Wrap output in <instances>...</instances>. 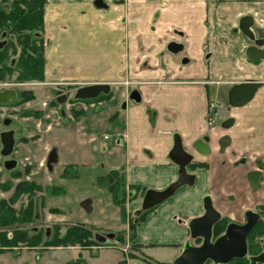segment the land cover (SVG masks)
Instances as JSON below:
<instances>
[{"label": "crops", "instance_id": "0c3cea01", "mask_svg": "<svg viewBox=\"0 0 264 264\" xmlns=\"http://www.w3.org/2000/svg\"><path fill=\"white\" fill-rule=\"evenodd\" d=\"M246 16L253 19L250 29L256 39L264 40V0H46L43 79L33 87L26 107L36 102L35 107L46 110L50 90H56L57 98L64 83L77 89L110 86L108 97L76 103L81 106L77 119L83 116L92 126L113 129V139L104 136L112 142L103 149L112 156L111 173L117 171L112 177L121 184L117 196L124 197L115 202L138 210L147 189L161 191L178 179V168L169 158L176 133L194 155L196 165L188 168L196 177L194 189H182L164 208L169 217L164 216L163 227L175 228L178 239L156 243L187 240V225L202 215L205 195L224 214L241 211L251 194L245 174L257 169L256 161L264 162V61L252 62L246 56L251 42L240 29ZM82 36L84 43L79 45ZM172 43L180 49L171 51ZM246 81L263 86L250 103L231 109L235 123L225 133L233 143L230 140L220 150L216 143L210 152L205 147L199 150L196 144L205 145V136L213 134L217 140L224 133L214 126L217 121H209L208 102L224 101L222 95L225 98L230 86ZM38 89L46 90L44 102L37 101ZM86 108L91 109L89 113ZM50 110L46 134L75 118L73 109L68 114H60V108ZM242 156L249 158L248 166L235 167V160ZM256 196L264 203V190ZM155 213L145 219L147 225L156 226ZM93 227L111 232L120 228Z\"/></svg>", "mask_w": 264, "mask_h": 264}, {"label": "rangeland", "instance_id": "374dc122", "mask_svg": "<svg viewBox=\"0 0 264 264\" xmlns=\"http://www.w3.org/2000/svg\"><path fill=\"white\" fill-rule=\"evenodd\" d=\"M12 1L15 0H0V5L4 7L6 6L5 3L10 4ZM8 37L10 40V36ZM40 37L43 40L44 49L46 39L43 33L40 34ZM11 38L13 40H10L9 45L6 47V60L8 61L18 57L21 51V47L16 43L14 37L11 36ZM84 38V36L79 38V42H81L79 45L84 43ZM11 42L16 45L14 50L11 47ZM79 53L81 51L75 53L76 58L79 57ZM17 75L16 72L6 73L3 88H6L8 81L15 79ZM39 82H25V85L21 87L25 89H22L26 93L24 97L27 95L29 97L30 93L33 94V87L38 85ZM77 87V85L62 84L60 87L63 90L62 93L67 96V101L63 104L56 101L54 94L56 90L51 89L52 98L45 100L47 104L52 102L50 111L57 112L59 108H62L67 114L71 109H73L71 111L72 115L73 112L74 114L80 113L81 108L79 107L81 106L76 103L74 98ZM35 91L37 92V101H43V93L46 90L39 91L38 89ZM28 97L26 100L32 98L31 96ZM223 99L224 96L222 95ZM13 102L16 104L15 101ZM36 104L35 102L31 105ZM72 104L74 105L70 106ZM1 106L0 114L3 113L5 117L8 114L10 115V112H6V108L4 110ZM25 109L27 110V108ZM86 109L88 110L87 113L91 110ZM97 111L99 110L94 113ZM32 114L37 115L38 111ZM0 117L3 118L2 115ZM15 124H17L18 131L22 130V134L16 135L14 149L9 154L16 162V169L11 171L4 169L1 164L4 158L0 157V201H10L18 193V186L25 182H33L42 187L34 194L33 199L38 204V217L40 219L27 224V229L30 230L29 235H32L31 229L37 227L45 232L48 227L59 226L62 234H64V227L86 224L104 229H116L120 226L119 230H114L116 234L131 235L133 240L142 241L143 243L148 240L169 242L178 239L175 228L173 230L163 227V219H165L164 216L167 219L169 217V212L164 210L166 204L169 203L168 200L172 199L171 201L174 202L175 197L180 192L156 206L151 212H157L153 215L158 219L156 226L147 225L146 220L143 223L140 222V218L145 217V214L136 216V212L141 209L142 202L138 210L133 208L127 210L125 206L115 202L109 187V181L113 178L111 175L112 156L108 154V149L106 151L103 149L112 142V140L109 142L103 138L107 135L113 139V129L108 128L107 125L92 126L90 119L85 120L83 116L79 119L75 116L73 121L63 122L62 126H55L53 133L48 134L44 132L46 127L41 128L39 132L28 121L17 119ZM35 134L38 135L33 136ZM52 150L56 151L57 159L49 166L47 161ZM120 187L121 184L119 183L118 189ZM54 189L56 192L52 193ZM19 193L17 200L14 202V207L18 210L28 204L30 200L27 194ZM118 195L122 201L124 197H121L119 193ZM125 198L128 199V196ZM87 199L91 202L90 211H87L81 205L82 201ZM173 207L178 209L175 205ZM171 231L173 236H166V233H171ZM42 236L44 235L42 234ZM43 239H45V236ZM85 249L86 247L79 245L47 247V249L15 247L0 252V264H151V261L157 259L167 261L179 252L178 246L173 248L150 246L146 249L143 248V251L133 249V254L125 257L119 250L112 247H101L98 251Z\"/></svg>", "mask_w": 264, "mask_h": 264}, {"label": "flooded vegetation", "instance_id": "af4514ba", "mask_svg": "<svg viewBox=\"0 0 264 264\" xmlns=\"http://www.w3.org/2000/svg\"><path fill=\"white\" fill-rule=\"evenodd\" d=\"M5 4L6 6L4 7L9 8L11 4L13 5V1L10 4L9 3H5ZM258 39H263V38L259 36ZM9 41L10 40L7 35V32L0 31V45L2 44V47L0 46V48L5 49L9 45ZM251 44L252 43H250V45ZM16 65H17V57L13 58L10 61L0 59V70L1 69L3 70L6 66L14 68L16 67ZM4 81H5V75L3 73V75H0V93L6 90H13L16 94V98L14 100L8 101L5 104L0 103V105H2L1 107L4 108V110L6 108V112H10V115L8 114V116L6 117L4 116L3 113L0 114L3 116V118L0 117V157L2 158H4L5 152L7 151V149L4 148L3 143L5 142V139L10 138V137L6 138L5 134L11 133L12 135L11 137H13L16 140L17 139L16 135H18L20 132L18 131V127H16L17 124H15V120L18 119L19 121L21 120L28 121L30 122L31 125H33L34 129H38L40 132L41 128L46 127V125L48 124L47 118L49 116H47V111L51 109L50 106L52 104V102L47 104L46 110L37 108L35 107V105L33 107H26V103L29 101V100H26L28 95L24 97L26 93L23 92L22 89L20 90L24 82H20L18 80V77H16L15 79H10L7 83V87L3 88ZM232 86L228 88L227 95L225 96L224 101L218 102L216 100H210L208 102L207 114H208L209 121L210 122L212 121V123H215L217 121L218 123H215L214 126L217 124L216 126H217L218 131L220 129L221 131L224 132L222 135L217 134L218 135L217 140L216 138L212 136L213 134L205 136V139H208L207 142L209 144L210 151H212L211 145L213 143L220 145L219 150L220 148L222 149V145L224 147L226 144H230V140L233 143V139H231L232 137H230V135L225 133L226 131H229L230 129H232L235 123V118L231 115V109L233 107L229 104V101H228V93ZM30 96H33V94L30 93ZM55 99L57 101V98ZM13 101H15L16 104H14ZM25 108H27V110ZM35 111H38L37 115L32 114ZM26 113H29V114H26ZM62 113H63L62 108H60V114ZM36 135L38 134H35L33 136H36ZM9 151H12V147H9ZM231 154L236 155V152L233 151ZM12 160H13L12 158L8 160L4 158L1 161L2 167L6 169V166L10 164L8 162L9 161L11 162ZM194 162L195 161L193 159L191 163L188 165V168L192 165H196L194 164ZM249 162L250 161L248 157L242 156L235 160L234 166L237 168H244L245 166L246 167L248 166ZM255 163H256L257 169H250L245 174V178L249 184V189H250L251 194L250 196L245 197V203L242 206L241 211L224 214L215 208L212 197L210 195H205L202 201V207H203L202 215L194 217L189 221L190 223L193 219L204 216L205 214L204 200L207 197H210L213 208L216 210L217 213L220 214V221L217 224H215L212 228V236L210 239L211 242L214 243L220 237L225 236L228 225L232 223L238 224L240 227H243L250 222H254L255 224L253 228L247 234L246 239H245L246 250L243 256L241 257L233 256L227 262H222L219 260L216 261L211 258H207L202 264H264V203H260L259 198L256 196V194L259 191L263 192L264 190V177L262 174V171L264 170V162L259 163L258 161H256ZM254 173H258V180L256 183V187H255V184L254 186L252 185L251 180L249 178L251 175V179H253ZM193 187H191V189H194ZM185 188H190V187L185 186L181 188L175 194L179 193L182 189H185ZM234 199L236 198L231 197L230 200H234ZM171 200L169 199L168 201H171ZM154 209L155 208L151 210L149 209V210L143 211L140 215L145 214V218H147ZM140 215H136V216H140ZM39 219L40 218H38L37 220ZM177 219H178V222L182 221L180 217ZM189 223L187 225L188 226L187 240H185L182 244L177 243V242L175 243H156V242L143 243L142 241L133 240L131 235L126 236V235L115 234L114 232H111V231L95 230L94 232L95 234L93 235V241L95 244L92 246L86 247L85 250L98 251L101 247H112V248L119 250L125 257H127L128 255L133 254V249L143 251V248L146 249L150 246H166V247H172V248L178 246L179 252L176 253L171 259L167 261L159 260V259H157L156 261H151V264H175L178 258L182 255L186 245L190 247H193V246L200 247L204 244V239L202 237L200 236L192 237V234L189 228ZM68 227L69 226L64 227L65 230ZM50 230H51V227H48L46 229L45 233L47 236H50V233H51ZM111 234H114V235L110 237L109 235ZM238 239L240 241V236H238ZM225 241L229 244L228 246H226V248H229L231 246V241L229 237H227ZM39 248H44V247L42 246ZM44 249H47V247H45ZM228 255H229L228 253L218 254L217 257L218 258H228Z\"/></svg>", "mask_w": 264, "mask_h": 264}, {"label": "water", "instance_id": "95a60500", "mask_svg": "<svg viewBox=\"0 0 264 264\" xmlns=\"http://www.w3.org/2000/svg\"><path fill=\"white\" fill-rule=\"evenodd\" d=\"M97 6H101L96 3ZM254 25L252 17L246 16L243 17L240 22V29L246 35L251 45L248 46L246 50V56L252 62H260L264 61V40L256 39L255 34L250 29ZM2 47V44L0 45ZM180 45L176 43H172L170 45V50L176 52L180 49ZM263 86V83L258 81H246L243 83L235 84L231 87L228 93V101L232 107H242L250 103L258 90ZM110 91V86L108 84H92L85 85L77 89L75 93V100L79 101H87V100H95L100 97L101 94H108ZM134 97V96H133ZM16 98V94L13 90H6L0 93V103H7L8 101L14 100ZM135 98V97H134ZM67 96L62 92H57V102L59 104L66 103ZM64 112V110L62 111ZM232 123V122H231ZM11 133L5 134V137L9 139H5V145L7 151L5 155H9L11 151H9V147H12L14 143L13 137H11ZM208 139H206L207 141ZM208 143V142H207ZM205 143L197 145V148L200 150L203 147L206 148L207 152H210L209 145ZM222 143V142H221ZM195 145V147H196ZM222 148L223 145H222ZM206 152V151H205ZM170 160L176 164L178 168V179L167 186L164 190L156 191V190H147L144 194L142 201V208L136 212V215H140L143 211L151 210L158 206L159 204L165 202L169 198H171L176 192H178L181 188L185 186L192 187L195 184L196 177L190 173H188V165L194 159V155L188 152L185 149L182 137L176 133L174 135V145L169 155ZM57 159V154L55 150H52L48 157V164L51 166L53 162ZM10 163L6 166L7 170L14 169L16 167L15 161H9ZM112 176H117V171H113ZM250 180L252 185L256 187V183L258 180V173H254L253 179ZM90 200L82 201L81 205L87 211L91 210ZM204 210L205 214L202 217H198L193 219L189 223V228L192 234V237L200 236L204 239V244L200 247H190L185 246V249L182 255L178 258L175 264H202L207 258H211L213 260H219L222 262H227L233 256L241 257L243 256L246 250L245 239L247 234L254 226V222H250L243 227H240L238 224L232 223L228 225L225 236L220 237L214 243L211 242L212 236V228L215 224L220 221V214L216 212L213 208L210 197H207L204 200ZM114 235H109L110 237ZM240 236V241L238 239ZM229 237L231 241V246L226 248L229 244L225 241L226 238ZM234 239V240H233ZM228 253V258H218V254ZM218 261V262H219Z\"/></svg>", "mask_w": 264, "mask_h": 264}, {"label": "trees", "instance_id": "16d2710c", "mask_svg": "<svg viewBox=\"0 0 264 264\" xmlns=\"http://www.w3.org/2000/svg\"><path fill=\"white\" fill-rule=\"evenodd\" d=\"M46 0H15L9 8L0 5V31L7 32L10 40L14 37L16 43L21 47L17 57V65L14 68L5 67L1 69L0 75L16 72L20 82L43 79V68L45 65L43 40L40 34L43 33V16ZM13 50L16 45L11 42ZM0 59L6 60V48H0ZM8 61V60H7ZM107 97L108 94H102ZM77 101V100H76ZM77 113L75 116H78ZM110 191L115 201H119L117 189L119 181L111 178ZM26 183V184H25ZM18 186V193L10 200L0 201V252L15 247H68L79 245L88 247L94 245L93 226L72 225L62 234L61 227H53L50 236H47L39 227L27 229V224L39 218L38 204L33 200L34 194L42 189L40 185L33 182H25ZM117 188V189H116ZM54 189L52 193H55ZM21 193L27 194L30 198L28 204L16 209L14 202ZM117 196V197H116ZM121 201V200H120ZM119 201V203H120ZM146 218L141 217L142 223ZM65 229V228H64ZM42 234L45 236H42ZM123 264V263H120Z\"/></svg>", "mask_w": 264, "mask_h": 264}, {"label": "built area", "instance_id": "2783aa9c", "mask_svg": "<svg viewBox=\"0 0 264 264\" xmlns=\"http://www.w3.org/2000/svg\"><path fill=\"white\" fill-rule=\"evenodd\" d=\"M105 138H107V137H105Z\"/></svg>", "mask_w": 264, "mask_h": 264}]
</instances>
